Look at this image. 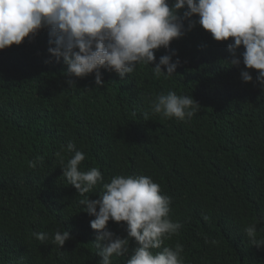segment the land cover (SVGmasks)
<instances>
[{
    "label": "trees",
    "instance_id": "1",
    "mask_svg": "<svg viewBox=\"0 0 264 264\" xmlns=\"http://www.w3.org/2000/svg\"><path fill=\"white\" fill-rule=\"evenodd\" d=\"M184 24L186 34L156 50L153 65H138L123 80L102 68L99 86L95 72L76 77L49 53L47 28L0 50V264H99L95 217L62 176V161L75 150L85 154L81 169H100L105 183L145 175L160 185L171 198L170 219L182 225L164 244H182L184 264H264V246L252 245L244 232L255 225L264 238L258 70L247 69L242 56L239 65L230 63L231 38L217 41L199 23L191 30ZM165 54L180 63L172 76L157 77L153 67ZM241 70L253 80L243 81ZM168 91L200 105L187 122L152 113L155 98ZM101 190L98 184L85 195L97 199ZM107 228L127 236L126 222L110 220ZM57 230L71 234L62 248L52 242ZM135 247L133 238L112 264H127Z\"/></svg>",
    "mask_w": 264,
    "mask_h": 264
},
{
    "label": "clouds",
    "instance_id": "2",
    "mask_svg": "<svg viewBox=\"0 0 264 264\" xmlns=\"http://www.w3.org/2000/svg\"><path fill=\"white\" fill-rule=\"evenodd\" d=\"M194 15L198 21L192 19ZM185 20L187 30L199 23L217 41L231 38L230 63L239 65L242 56L247 69L258 70L256 79L264 89V0H0V50L47 28L49 53L57 61L62 57L67 72L76 77L95 72L99 86L104 83L102 68L123 80L138 65H153L156 50L169 48L174 39L186 34ZM241 46L244 51L237 55ZM179 63V59L173 62L171 54L162 55L154 74L172 76ZM241 77L245 82L253 80L247 70H241ZM68 83L74 85L72 80ZM199 106L192 96L168 91L155 98L152 113L187 122ZM144 115L147 119L149 113ZM66 147L69 152L75 150L71 142ZM84 160L85 154L75 150L66 164L62 161V176L84 197L80 200L83 211L95 217L90 226L97 230L99 264H112L113 257L125 255L133 238L136 247L127 264H184L183 245L164 244L182 225L170 219L171 198L160 185L145 175H117L105 183L100 169H81ZM98 184L102 185L99 198L85 195ZM110 220L126 222L127 236L108 230ZM244 232L252 245L264 246L255 225L245 227ZM33 235L41 242L48 238L42 232ZM70 238L68 230H57L52 242L62 248Z\"/></svg>",
    "mask_w": 264,
    "mask_h": 264
}]
</instances>
